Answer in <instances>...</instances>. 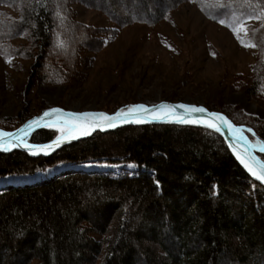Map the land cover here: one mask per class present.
I'll list each match as a JSON object with an SVG mask.
<instances>
[{"label":"trees","instance_id":"trees-1","mask_svg":"<svg viewBox=\"0 0 264 264\" xmlns=\"http://www.w3.org/2000/svg\"><path fill=\"white\" fill-rule=\"evenodd\" d=\"M76 3L118 27L155 26L185 3L228 27L247 21L255 61L234 88L264 102V0H0V55L32 61L28 88L70 86L83 74L84 53L102 49L99 28L77 19ZM30 104L0 117V128L15 129L37 114L32 109L49 107ZM203 104L264 139L259 116ZM57 135L43 127L30 141ZM88 164L119 169L79 167ZM3 178L14 180L0 185V264H264V186L213 129L130 125L47 157L0 151Z\"/></svg>","mask_w":264,"mask_h":264},{"label":"rangeland","instance_id":"rangeland-1","mask_svg":"<svg viewBox=\"0 0 264 264\" xmlns=\"http://www.w3.org/2000/svg\"><path fill=\"white\" fill-rule=\"evenodd\" d=\"M73 7L78 20L99 28L102 49L84 53L83 74L70 86L37 82L31 89L32 61L16 63L15 58L0 55V117L15 115L28 101L31 108L43 100L49 107L84 111L113 110L135 100L152 104L173 99L219 102L264 119V102L234 88L237 75L249 79L255 61V46H244L253 45L247 39V21L228 27L207 19L194 3H185L155 26L118 27L97 10L80 3ZM79 167L119 169L99 164ZM13 180L0 179V185Z\"/></svg>","mask_w":264,"mask_h":264},{"label":"snow or ice","instance_id":"snow-or-ice-1","mask_svg":"<svg viewBox=\"0 0 264 264\" xmlns=\"http://www.w3.org/2000/svg\"><path fill=\"white\" fill-rule=\"evenodd\" d=\"M59 15V13H58ZM223 23V21H220ZM234 33L237 31L233 29ZM239 39V36H237ZM245 47L254 45H244ZM183 112L176 115L175 108H169L167 105H161L159 109L153 111L144 105L133 106L127 109H121L114 116L105 113H65L62 109L54 108L47 111L43 116L29 121L25 128L19 130V133H10L0 131V150L9 151L11 147H24L33 155H48L63 143L79 139L80 136H88L97 129H107L116 127L119 123H145L148 117L154 120H164L171 116L169 122L180 124H193L221 131L224 125H229V131L232 132L233 140L240 145L239 151L236 145H230L233 152L237 155V159L247 169V171L256 180L264 183V161L260 160L254 151L258 148L259 152L264 153V142L252 144L244 135L245 129L231 125L222 114L208 113L204 107L181 104L178 106ZM147 114L136 115V114ZM203 114H207L206 116ZM44 127L55 129L60 133L57 139L47 145H37L28 143V137L36 128ZM247 131H251L248 129ZM243 142V143H241ZM246 145V146H245Z\"/></svg>","mask_w":264,"mask_h":264},{"label":"water","instance_id":"water-1","mask_svg":"<svg viewBox=\"0 0 264 264\" xmlns=\"http://www.w3.org/2000/svg\"><path fill=\"white\" fill-rule=\"evenodd\" d=\"M181 104H186V105H194V106H199V107H204L207 109V112L208 113H218V114H222L224 117L227 118L228 121L231 122V125L232 126H235V127H240V128H243L245 129V132H244V135L247 137L248 141H250L252 144L256 145V144H259L261 142H264V139H262L261 137H259L255 130L248 126V125H243V124H237L235 123L229 116H227L224 112L222 111H218V110H210L208 109L204 104H197V103H190V102H186V101H168V100H163V101H159L157 103H152V104H147V103H143V102H136V103H128V104H125V105H122L120 106L119 108H117L115 111L113 112H108V111H104V110H84V111H75V110H71V109H66L64 107H61V106H50L48 108H46L45 110H43L42 112H40L39 114L29 118L28 120H26L23 124H21L20 126H18L17 128L15 129H12V130H7V129H3V128H0V131H5V132H10V133H19V130L22 129V128H25L28 124L29 121H32L38 117H41L43 116V114L47 111H50L51 109H54V108H58V109H62L63 112L65 113H85V112H92V113H105V114H108L109 116H114L116 113H118L121 109H127V108H130V107H133V106H139V105H144L146 106L147 108H149L150 110H157L159 109V107L161 105H167L169 106V108H175L176 109V115H179L183 112L182 109H179V105ZM136 115H145L147 116V114H136ZM203 115H207V114H203ZM172 117L169 116V117H166L164 120H154L152 119L151 117H148V122H145V123H135V122H131V123H119L116 127H113V128H107V129H104V130H101V129H97L95 131H93L91 133V135H88V136H80L79 139H74V140H71L70 142H66V143H63L60 147L56 148L55 151H52L50 154L48 155H44V154H39V155H33L31 154L29 151H27L24 147H11V149L9 151H3V150H0L1 152H4V153H9V152H13L14 150H21V151H24L26 152L27 154H29L30 156L32 157H47V156H50L52 154H54L55 152H57L58 150H60L61 148H63L64 146L66 145H69L73 142H77V141H80V140H84V139H87L89 137H91L93 134H95L96 132H111V131H114L116 129H119L121 127H124V126H130V125H138V126H142V125H153V124H177V125H183V126H195V127H203V126H196V125H193V124H180V123H175V122H169V120L171 119ZM40 128H43V127H39V128H36V130L40 129ZM248 129H251V131H247ZM214 130V129H213ZM33 131L32 134L35 132ZM225 139L229 149L231 150V152L233 153V155L235 156V158L237 159V155L233 152V149L230 145H236L237 147V150L239 151V148H240V145L239 144H236V141L233 140L232 136V132L229 131V125H224L222 128H221V131L219 132ZM32 134L30 135V137L32 136ZM60 135V134H59ZM57 135L55 138H53L52 140L50 141H47V142H44V143H33L30 141V137H28V143L30 144H37V145H47V144H51L53 143L57 137L59 136ZM251 137H254V140L251 138ZM243 143V142H241ZM246 146V145H245ZM254 154L262 161H264V159L261 157V154H264V153H261L259 152L258 148L254 151ZM238 162L240 163V160L237 159ZM241 164V163H240ZM241 166L245 169V167L241 164ZM245 171L251 176V174L247 171V169H245ZM255 181H257L258 183L262 184L264 186V183H261L259 180H256L253 176H251Z\"/></svg>","mask_w":264,"mask_h":264}]
</instances>
